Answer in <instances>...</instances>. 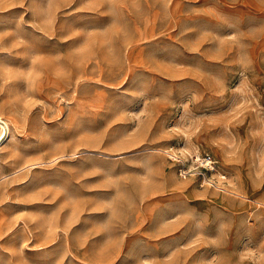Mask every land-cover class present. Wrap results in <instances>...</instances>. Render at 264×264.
Segmentation results:
<instances>
[{
	"label": "rangeland",
	"instance_id": "obj_1",
	"mask_svg": "<svg viewBox=\"0 0 264 264\" xmlns=\"http://www.w3.org/2000/svg\"><path fill=\"white\" fill-rule=\"evenodd\" d=\"M0 118V264H264V0H0Z\"/></svg>",
	"mask_w": 264,
	"mask_h": 264
},
{
	"label": "built area",
	"instance_id": "obj_2",
	"mask_svg": "<svg viewBox=\"0 0 264 264\" xmlns=\"http://www.w3.org/2000/svg\"><path fill=\"white\" fill-rule=\"evenodd\" d=\"M191 164L192 165L190 166L183 164L179 168V173L181 176L186 177L192 172H203V170L212 171L215 170L217 167L216 159L213 155L209 153L194 155Z\"/></svg>",
	"mask_w": 264,
	"mask_h": 264
},
{
	"label": "bare ground",
	"instance_id": "obj_3",
	"mask_svg": "<svg viewBox=\"0 0 264 264\" xmlns=\"http://www.w3.org/2000/svg\"><path fill=\"white\" fill-rule=\"evenodd\" d=\"M10 134L9 124L0 118V140L6 135L8 137Z\"/></svg>",
	"mask_w": 264,
	"mask_h": 264
},
{
	"label": "water",
	"instance_id": "obj_4",
	"mask_svg": "<svg viewBox=\"0 0 264 264\" xmlns=\"http://www.w3.org/2000/svg\"><path fill=\"white\" fill-rule=\"evenodd\" d=\"M4 137H5V136H4ZM4 137H3V138H4ZM3 138H2V139H3ZM2 139H1V140H2ZM1 140H0V141H1Z\"/></svg>",
	"mask_w": 264,
	"mask_h": 264
}]
</instances>
